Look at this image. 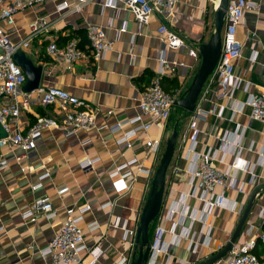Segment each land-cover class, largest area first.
<instances>
[{"label":"crops","instance_id":"1","mask_svg":"<svg viewBox=\"0 0 264 264\" xmlns=\"http://www.w3.org/2000/svg\"><path fill=\"white\" fill-rule=\"evenodd\" d=\"M64 0H46L40 9L28 10L17 17V32L9 28L13 39L17 40L28 33L29 24L41 13L56 16L55 6ZM261 1V0H258ZM104 0H89L80 13L68 15L59 23V44L64 45L68 37L77 36L75 30H85L89 25L106 27L107 39L114 45L106 56L98 61L79 62L73 72L58 66L52 76L43 73L41 86H57L68 90L92 105L99 107L97 125L102 129L80 131L77 135L66 137L60 129L46 130L37 142V148L30 155L19 161L22 151L12 146L2 148L9 166L0 172V264H48L41 254V249L55 236L66 219V207H84L91 209L82 222L85 241L89 246L99 245L102 255L99 264H118L121 257L133 253L130 243L125 239L126 231H136L147 201L152 181L160 164L164 142L177 127L178 139L174 155L166 175V188L161 208L164 216L168 208L177 202L182 193H190L191 177L188 172L193 154L190 145L183 143L182 136L188 129L192 113L175 106L171 115L176 117L174 124L164 127L154 125L146 136L135 141L132 148L117 150V139L123 131L113 130L117 122H124L136 116L140 91L149 85L159 68V55L163 44L159 27L165 23L159 14L151 16L148 23L141 26L127 6L120 2L116 9L105 7ZM220 0H179L174 21L167 24L183 36L187 46L181 50H167V59L175 66V71L162 79L163 88L168 92L185 93L197 74L202 57L200 46L210 40L215 29V12ZM29 17L25 20L26 14ZM25 15V16H23ZM126 25L127 31L119 35L117 30ZM79 37V36H77ZM81 38V37H79ZM238 38L244 44L243 56L236 62V74L241 78L240 87L235 91L239 108L235 111L227 99L217 98L222 91L218 81L209 78L196 102L195 110L208 111L204 120L199 122L202 129L195 152L201 154L218 150L213 162L219 170H226L239 153L243 160L253 165V170L232 169V174L243 185V192L222 187L215 189V194L224 192L228 205L232 208H217L205 219H184L176 228V234L187 237L178 244L173 243V234L165 237L166 245H171L170 253H160L154 264H196L209 259L221 251L232 237L244 210L252 195L264 186V162L260 151H264V122L250 117L251 109L247 104L253 94L264 91V8L248 10L242 23L238 26ZM42 40V38H41ZM46 43L40 39L34 41L28 55L36 65L49 66ZM195 49L200 57L190 54ZM225 105L223 115L218 116L219 109ZM179 108L177 116L174 110ZM194 110V111H195ZM111 111L109 114L108 112ZM53 107H44L34 100L30 111H23L21 126L27 130L36 120L37 115H53ZM144 120H150L144 116ZM180 127V129H179ZM227 133L231 141L241 138L240 148L222 151L219 136ZM162 135L163 144L158 153L146 146L148 138ZM89 140L87 145L84 142ZM133 141V140H132ZM221 149V150H220ZM88 158H99L92 167L82 169L80 163ZM138 158L133 167L137 180H131L132 187L117 193L109 172L116 166ZM25 166L27 170L22 171ZM179 169V170H178ZM146 171H151L148 175ZM48 173L42 180V186L33 190L39 176ZM67 190L63 193L59 191ZM257 196L251 215L236 244L242 245L250 239V228L264 231V223L259 216V209L264 205V189ZM47 196L51 199L57 213L52 217H40L37 221L22 218V210L34 199ZM106 202L112 204L102 206ZM201 207L200 201L194 202ZM160 219L167 229L178 222ZM96 221L98 227L90 231L88 224ZM154 232V231H153ZM208 234V235H207ZM261 246L260 248H262ZM263 253V252H262ZM216 264H226V257Z\"/></svg>","mask_w":264,"mask_h":264},{"label":"built area","instance_id":"2","mask_svg":"<svg viewBox=\"0 0 264 264\" xmlns=\"http://www.w3.org/2000/svg\"><path fill=\"white\" fill-rule=\"evenodd\" d=\"M46 0H0V172L8 166V160L1 151L2 148L12 146L22 151L18 160L23 161L31 152L36 150L39 138L44 131L60 129L64 136L71 137L80 131L91 129H102L97 125V113L99 107L80 99L71 94L68 90L57 86H40L36 91L27 93L23 87L27 81L26 75L19 66L14 55L23 50L28 53L35 40L40 39L41 44L46 43V54L49 57V66L44 68L43 73L52 76L58 66L64 67L68 72H73L75 65L79 62H91L103 59L107 52L112 49L114 41L107 39L106 27L89 25L86 29V45L80 46L79 37H68L64 45L59 44V33H63L59 23L65 21L68 15L80 13L89 0H64L55 6L56 16L41 13L28 26V33L20 38L13 39L9 28H17L18 15L31 10L40 9ZM124 3L127 9L133 13L135 19L141 26L148 23L154 14L161 15L165 23L158 29L163 44L159 55V68L153 76L151 83L145 86L139 93L138 108L140 112L124 122H117L112 129L122 130L125 125L129 129L122 130L121 137L117 139V150L132 148L135 141L146 136L154 125L162 127L171 118L176 102L184 95L180 91L168 92L162 86V79L175 71V66L167 59V50H181L187 46L183 36L167 24L174 21V15L179 0H104L103 5L116 9L118 3ZM264 8V0H230L226 10L225 24L223 29L222 52L216 68L209 78H212L221 85L222 91L216 93L217 98L227 99L231 107L236 111L239 108L235 91L240 87L241 78L236 74V62L243 56L244 44L238 38V26L242 23L248 10ZM167 21V22H166ZM127 31L126 25L117 30L116 39ZM42 38V40H41ZM190 54L196 58L200 57L197 50L191 49ZM44 67V66H43ZM34 100L44 107H53L57 111L53 115H37L35 122L24 130L20 118L23 111H30ZM247 104L251 109L250 117L253 120L264 122V91L251 95ZM225 105L221 106L218 116H222ZM109 114L111 111L108 112ZM206 110H195L192 112L188 129L182 136L183 143L190 145L189 152L194 153L188 168L191 182L193 184L190 193H182L179 200L168 208L160 219L173 221L175 216L179 217L178 222L173 224L169 230L163 224H157L154 229L148 261L146 264H154L160 253H170L171 245H166L165 237L169 232L173 234V243L178 244L180 240L187 237L186 234H176V228L182 224L184 219L195 220L199 217L205 219L217 208H232L228 205V199L224 192L216 195L215 189L222 187L235 189L243 192V185L236 178L231 170L249 171L253 170L247 160H243L239 153L234 157L233 162L226 170L217 169L213 162L217 158L218 150H210L206 153L195 152L202 129L199 122L207 116ZM149 116L150 120H144ZM1 132L4 135H1ZM222 141V151L240 148L241 138L231 141L227 133L219 136ZM133 140V141H132ZM89 140L83 143L87 145ZM146 146L155 153L162 148L163 137L148 138ZM225 145H228L226 147ZM264 148V147H263ZM221 150V149H220ZM261 160L264 162V151H260ZM99 158H88L80 163L82 169L92 167ZM138 163V158H133L120 166H116L109 172L113 180V186L117 193L129 190L131 180L136 181L139 168L136 172L133 167ZM25 166L22 171H26ZM179 170V169H178ZM148 175L151 171H146ZM49 174L39 176L40 181L33 185L32 189L37 190L42 186ZM67 188L61 189L63 193ZM261 193H258V197ZM200 201L202 206L195 207L194 202ZM112 204L106 202L102 207ZM91 209L90 205L84 207L67 206L66 219L61 224L55 236L48 244L41 249V254L49 261L48 264H99L102 249L99 245L89 246L86 244L82 222L85 214ZM233 209V208H232ZM22 218L25 220L37 221L40 217H52L57 211L47 196L39 197L22 210ZM259 216L264 223V205L259 209ZM157 218V219H158ZM98 227L96 221L88 224L90 231ZM136 231H126L125 239L130 243L134 252ZM208 235V234H207ZM258 241L264 243V231L250 228V239L242 244H234L226 256V264H264V252H255ZM132 255L121 257L118 264H130Z\"/></svg>","mask_w":264,"mask_h":264},{"label":"water","instance_id":"3","mask_svg":"<svg viewBox=\"0 0 264 264\" xmlns=\"http://www.w3.org/2000/svg\"><path fill=\"white\" fill-rule=\"evenodd\" d=\"M229 1L230 0H220L219 7L215 12V30L211 35L210 40L200 46V54L202 57L201 66L195 75L191 86L176 102V106L182 108L186 112L192 113L196 109L197 99L220 59L225 16ZM14 59L16 63L21 66L27 78L23 91L30 93L39 89L43 76V65H36L27 52L23 50L18 51L14 55ZM1 135H4V133L1 132ZM177 139L178 130L176 127L172 136L166 143L165 151L154 175L152 186L141 214L140 224L135 239V249L130 264H146L148 261L151 244L150 229L152 223L159 217L161 212L166 188V175L174 155ZM263 189L264 186L260 187L250 198L232 237L225 247L209 259L196 264H216L227 256L231 248L236 244L238 237L243 232L247 220L252 213L257 195Z\"/></svg>","mask_w":264,"mask_h":264},{"label":"trees","instance_id":"4","mask_svg":"<svg viewBox=\"0 0 264 264\" xmlns=\"http://www.w3.org/2000/svg\"><path fill=\"white\" fill-rule=\"evenodd\" d=\"M74 33H75V35H77V36H79V37H81L80 38V40H81V42H80V46L81 47H84L85 45H86V32H85V30H82V29H80V30H75L74 31ZM77 36H73V37H77ZM72 37V36H71ZM152 80V79H151ZM150 83H151V81H150ZM149 83V84H150ZM163 86V85H162ZM154 223V222H153ZM152 226V225H151ZM152 228L153 227H151V229H150V240L152 239V235H153V230H152ZM263 230H264V226H263ZM261 246H263L262 248H260ZM255 252L257 253V254H260V253H262V252H264V243H261L260 241H258V246L256 247V249H255Z\"/></svg>","mask_w":264,"mask_h":264},{"label":"rangeland","instance_id":"5","mask_svg":"<svg viewBox=\"0 0 264 264\" xmlns=\"http://www.w3.org/2000/svg\"><path fill=\"white\" fill-rule=\"evenodd\" d=\"M25 14H26V13H25ZM29 15H30V13H29V14H26V16L23 15V16H25V17H23V18L26 20V19L29 17ZM214 30H215V29H214ZM178 109H179V108L176 107V109L174 110V111H175V112H174V116H177V112L179 111ZM177 117H178V116H177ZM175 118H176V117H173L172 119H170V121H169V126H172V125L174 124V120H175ZM179 129H180V127H179ZM171 136H172V134L169 135L168 139H169ZM168 139L164 142V145H163V153H164V151H165L166 143H167ZM163 153H162V155H163ZM161 158H162V157H161ZM159 223H160V218L156 219V220L154 221V223H152V226H151V227H153L152 230L155 229V227H156L157 224H159ZM153 231H154V230H153Z\"/></svg>","mask_w":264,"mask_h":264}]
</instances>
